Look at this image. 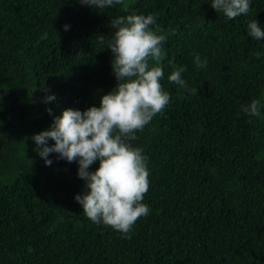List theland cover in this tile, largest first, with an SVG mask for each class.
<instances>
[{"label": "trees", "instance_id": "16d2710c", "mask_svg": "<svg viewBox=\"0 0 264 264\" xmlns=\"http://www.w3.org/2000/svg\"><path fill=\"white\" fill-rule=\"evenodd\" d=\"M133 11L154 13L151 27L166 34L149 67L162 66L170 101L130 141L147 157L150 210L124 234L74 199L84 190L76 161L50 153L46 165L31 136L50 125L47 108L98 105L115 86L110 20ZM253 18L264 24V0L235 18L211 0L101 10L0 0V264H264V56L253 55L264 40L248 35ZM173 65L185 66L184 84L168 80ZM256 98L261 115L249 116L240 106Z\"/></svg>", "mask_w": 264, "mask_h": 264}, {"label": "clouds", "instance_id": "9594fccd", "mask_svg": "<svg viewBox=\"0 0 264 264\" xmlns=\"http://www.w3.org/2000/svg\"><path fill=\"white\" fill-rule=\"evenodd\" d=\"M118 0H79L97 10L112 6ZM252 0H211V6L227 18H235L250 11ZM156 22L154 13L130 12L110 20L114 29L107 39L113 53L112 71L117 83L100 96L99 104L84 109L65 107L52 114L50 125L36 133L38 155L46 165L57 159L76 161L77 175L84 181V190L74 195L84 214L93 222L110 225L121 233H129L137 218L147 215L150 206L144 203L149 187V169L143 149L130 143L136 131L142 129L152 117L170 101V93L160 82L164 75L160 64L149 67V58L159 60L163 55L162 42L166 34L158 33L151 25ZM64 29L70 25L65 23ZM246 30L256 40H264V24L257 18L249 19ZM104 37L101 36L103 41ZM264 56V50L253 52ZM207 57H194L197 68L207 65ZM171 63V61H170ZM185 66L173 65L168 80L184 84ZM45 102L56 99L55 93L46 92ZM261 100L252 99L242 104L241 110L249 116L261 115ZM54 141L49 143V141ZM98 162L92 169L90 166Z\"/></svg>", "mask_w": 264, "mask_h": 264}]
</instances>
